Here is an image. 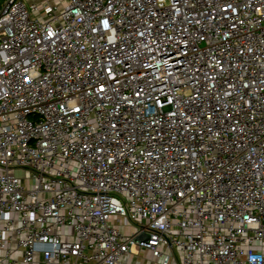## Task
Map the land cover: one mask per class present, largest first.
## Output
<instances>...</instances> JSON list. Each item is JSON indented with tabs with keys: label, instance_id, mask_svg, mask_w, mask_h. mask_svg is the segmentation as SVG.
Masks as SVG:
<instances>
[{
	"label": "built area",
	"instance_id": "1",
	"mask_svg": "<svg viewBox=\"0 0 264 264\" xmlns=\"http://www.w3.org/2000/svg\"><path fill=\"white\" fill-rule=\"evenodd\" d=\"M141 251L264 264V0H4L0 264Z\"/></svg>",
	"mask_w": 264,
	"mask_h": 264
},
{
	"label": "rangeland",
	"instance_id": "2",
	"mask_svg": "<svg viewBox=\"0 0 264 264\" xmlns=\"http://www.w3.org/2000/svg\"><path fill=\"white\" fill-rule=\"evenodd\" d=\"M15 176L18 178H25V173L23 170H15L14 172ZM119 229L124 235H130L134 233V227L130 222L122 221L118 224ZM139 260L141 261V264H154L156 260L151 261V256L149 252L147 251H141L139 254ZM149 261V262H147Z\"/></svg>",
	"mask_w": 264,
	"mask_h": 264
},
{
	"label": "trees",
	"instance_id": "3",
	"mask_svg": "<svg viewBox=\"0 0 264 264\" xmlns=\"http://www.w3.org/2000/svg\"><path fill=\"white\" fill-rule=\"evenodd\" d=\"M3 1H4V0H0V6H1V4H2Z\"/></svg>",
	"mask_w": 264,
	"mask_h": 264
}]
</instances>
